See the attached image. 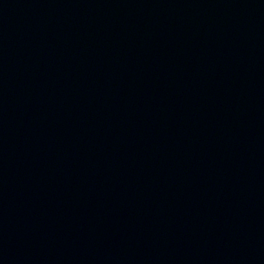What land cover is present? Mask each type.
Returning <instances> with one entry per match:
<instances>
[{
	"label": "water",
	"instance_id": "water-1",
	"mask_svg": "<svg viewBox=\"0 0 264 264\" xmlns=\"http://www.w3.org/2000/svg\"><path fill=\"white\" fill-rule=\"evenodd\" d=\"M0 264H264V0H0Z\"/></svg>",
	"mask_w": 264,
	"mask_h": 264
}]
</instances>
